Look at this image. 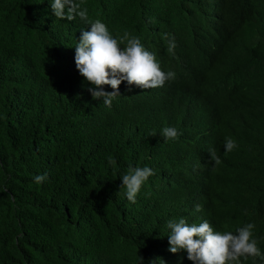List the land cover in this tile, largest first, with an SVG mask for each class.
I'll return each mask as SVG.
<instances>
[{
    "label": "trees",
    "instance_id": "obj_1",
    "mask_svg": "<svg viewBox=\"0 0 264 264\" xmlns=\"http://www.w3.org/2000/svg\"><path fill=\"white\" fill-rule=\"evenodd\" d=\"M82 7L113 35L139 38L175 81L219 79L222 114L185 112L127 82L106 107L75 66L88 24L56 19L48 0H0V264H193L169 251L167 221L179 218L233 233L254 223L264 253V0ZM198 43L211 65L196 61ZM164 127L178 137L165 141ZM137 166L154 175L133 203L119 177Z\"/></svg>",
    "mask_w": 264,
    "mask_h": 264
},
{
    "label": "clouds",
    "instance_id": "obj_2",
    "mask_svg": "<svg viewBox=\"0 0 264 264\" xmlns=\"http://www.w3.org/2000/svg\"><path fill=\"white\" fill-rule=\"evenodd\" d=\"M48 3L56 19L71 21L79 18L89 26L88 30L81 32L74 46V60L76 69L84 77L83 83L90 85L87 91L93 100L102 101L106 107H111L113 100L120 95L119 86L122 82H127L128 85H137L138 91L149 92L160 100L181 101L185 112L192 114L200 106L206 105L209 112L217 111L222 114L221 105L216 100V97L223 94L224 88L219 79L198 77L175 81V73L164 71L155 55L143 46L139 38L131 36L127 31L123 35H113L100 19L89 20L87 8L82 7V0H48ZM193 54L197 62H205L207 65H211L215 59L203 43H198ZM105 85L110 86L113 91H106ZM199 90L202 96L197 98ZM131 91L135 89L132 87ZM208 129L209 134H212V129ZM159 134L165 141L175 140L179 135L174 127H164ZM236 147L233 139L225 138L226 153ZM152 175L154 171L150 167L137 166L130 167L127 173L119 177L122 181L120 188L124 189L130 202H135ZM46 179V174L33 177L37 184ZM167 228L169 251L186 252L187 259L193 264H239L240 258L248 257H260L264 260V253H261L253 238L255 224L251 222L237 228L235 233L215 231L206 220L197 224L188 223L184 218L168 220Z\"/></svg>",
    "mask_w": 264,
    "mask_h": 264
},
{
    "label": "bare ground",
    "instance_id": "obj_3",
    "mask_svg": "<svg viewBox=\"0 0 264 264\" xmlns=\"http://www.w3.org/2000/svg\"><path fill=\"white\" fill-rule=\"evenodd\" d=\"M213 27V26H212ZM211 30V29H210ZM215 160V159H214ZM216 162V161H215ZM209 170V168H207V171ZM201 176V175H200Z\"/></svg>",
    "mask_w": 264,
    "mask_h": 264
}]
</instances>
